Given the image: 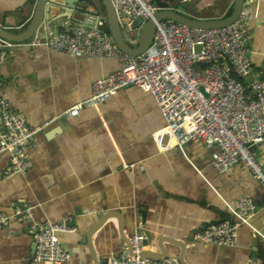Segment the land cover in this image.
I'll list each match as a JSON object with an SVG mask.
<instances>
[{
  "label": "crops",
  "instance_id": "crops-1",
  "mask_svg": "<svg viewBox=\"0 0 264 264\" xmlns=\"http://www.w3.org/2000/svg\"><path fill=\"white\" fill-rule=\"evenodd\" d=\"M205 1L192 0L187 12L206 17L209 12L203 11L213 6L214 15L226 17L233 7L229 0ZM82 5L86 10H76L72 20H83L86 11L105 14L101 0ZM250 5L248 48L264 79V0ZM60 9L52 6L51 21L44 23L54 33L67 19H52ZM33 14L32 0H0L1 24L13 33L27 30ZM30 47V52L9 51L1 66L0 99L24 113L32 127L58 118L28 147L33 165L26 174L5 177L10 159L0 153V211L12 214L23 203L34 206L31 220L13 219L0 230V264H46L33 260L31 227L66 220L78 230L58 233L70 253L64 264H111L112 257L125 252V238L138 231L140 221L145 251L162 253V243L169 258L184 254L189 264H247L249 258L264 264V185L246 165L239 162L220 173L203 143L191 141L183 150L161 146L155 133L166 126L165 117L154 96L136 86L114 92L80 116H62L91 96L96 80L117 71L119 60L76 57L42 43ZM253 150L264 173V142ZM246 196L258 210L250 224L240 226L235 246L198 237L213 223L235 221L226 202Z\"/></svg>",
  "mask_w": 264,
  "mask_h": 264
},
{
  "label": "built area",
  "instance_id": "built-area-1",
  "mask_svg": "<svg viewBox=\"0 0 264 264\" xmlns=\"http://www.w3.org/2000/svg\"><path fill=\"white\" fill-rule=\"evenodd\" d=\"M37 1L32 0L34 9ZM111 1L125 40L137 47L144 24L157 11L172 8L190 14L184 7L192 0H171L175 5L168 7L158 6L156 0ZM84 16L81 21L67 18L55 33L50 25L42 24L31 42L18 43L0 36V77L9 51L23 45L42 43L76 57H115L120 68L96 80L91 96L68 108L62 116H80L83 110L109 100L114 92L136 86L154 96L165 117L166 126L155 133L161 146L183 150L191 141L203 143L212 151V165L218 172L226 173L242 162L264 185V173L253 150L264 142V79L254 69L248 48L252 38L250 21L254 17L250 4L243 6L232 24L221 28H194L171 19L157 21L154 40L137 56L117 46L104 28L108 22L104 13L86 11ZM138 19H142L140 25ZM56 118L32 127L24 113L0 99V153H7L10 159L5 177L26 174L31 169L33 162L28 147ZM226 205L236 220L213 223L199 238L218 245L237 244L240 226L250 224L258 206L248 196ZM33 209V205L23 203L12 214L0 211V230L13 219L31 220ZM143 229L144 223L140 221L138 231L130 237L134 254L123 252L112 257L111 264H183L179 258L161 261L142 256L147 241ZM77 230L72 220L34 223L33 260L64 264L70 253L58 233ZM247 264H256V260L249 258Z\"/></svg>",
  "mask_w": 264,
  "mask_h": 264
},
{
  "label": "water",
  "instance_id": "water-1",
  "mask_svg": "<svg viewBox=\"0 0 264 264\" xmlns=\"http://www.w3.org/2000/svg\"><path fill=\"white\" fill-rule=\"evenodd\" d=\"M85 0H38L36 7L34 9L33 17L31 18V22L27 30L21 33H13L2 26V19L0 18V36L14 42L22 43L25 41H30L34 39L35 32L44 23H49L51 21L50 18V11L52 6H59L61 7L60 13L56 17L52 19H60V18H75L76 10H83L85 11L86 8L82 5V2ZM91 1V0H90ZM102 5L105 8V17L107 18L108 22L107 25L109 27V32L113 36L117 46L124 52L137 56L142 54L152 43L156 33V25L157 21H162L165 19H171L176 22L188 25L194 28H221L226 27L232 24L240 15L241 10L245 4H251L253 0H229L228 2L233 3L234 9L231 15L226 17L216 16L213 13H208V15L201 16L198 13H190L185 14L179 12L175 9H164L157 11L154 18H150L145 24L142 31L141 41L137 47H132L123 35L118 16L116 14L114 5L111 0H101ZM142 23V19H138L137 24L140 25ZM30 46H19L13 47V51H23V52H30ZM93 234V233H92ZM90 234L88 239H90ZM264 234V231H263ZM168 241L164 239L163 242ZM126 246L129 249H125V252H129L132 255L134 254L131 250L130 239L129 237L125 238ZM174 245H179L183 248L182 244L178 241L170 242ZM159 247H161L162 253H155L152 251H144L142 256L151 258L154 260H161L165 261L167 258L170 257V252L164 251L162 243H159ZM128 250V251H127ZM179 259L183 262V264H189L184 259V254L179 255Z\"/></svg>",
  "mask_w": 264,
  "mask_h": 264
},
{
  "label": "trees",
  "instance_id": "trees-1",
  "mask_svg": "<svg viewBox=\"0 0 264 264\" xmlns=\"http://www.w3.org/2000/svg\"><path fill=\"white\" fill-rule=\"evenodd\" d=\"M156 4H158V6H162V7H168V6H174L175 5V3L171 0H156ZM103 9L102 10L105 12V8H103ZM233 9H234V6L229 10V12L227 13L226 16L231 15L233 12ZM104 28L107 32L109 31L108 25H106Z\"/></svg>",
  "mask_w": 264,
  "mask_h": 264
},
{
  "label": "rangeland",
  "instance_id": "rangeland-1",
  "mask_svg": "<svg viewBox=\"0 0 264 264\" xmlns=\"http://www.w3.org/2000/svg\"><path fill=\"white\" fill-rule=\"evenodd\" d=\"M205 2H207V0H206ZM184 8H186V10H187V7H184ZM205 9H206V10H205ZM205 9H204L205 11H203V13H207V10H208L209 13L216 12V11H215V7L213 8V6H212V7H207V8H205ZM210 9H214V11H213V10H210Z\"/></svg>",
  "mask_w": 264,
  "mask_h": 264
}]
</instances>
